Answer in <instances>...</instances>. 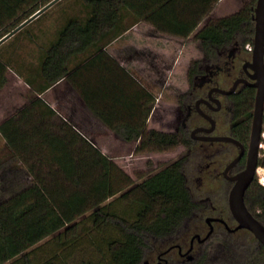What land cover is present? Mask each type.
I'll list each match as a JSON object with an SVG mask.
<instances>
[{
	"label": "trees",
	"instance_id": "1",
	"mask_svg": "<svg viewBox=\"0 0 264 264\" xmlns=\"http://www.w3.org/2000/svg\"><path fill=\"white\" fill-rule=\"evenodd\" d=\"M52 1L0 0V40ZM219 1L81 0L83 12L62 24L26 81L37 93L45 92L69 74L74 58L94 56L88 66L95 65L109 56L104 50L108 44L141 21L184 39L196 32L206 59L216 58L218 49L231 47L236 37L242 47L252 44L253 3L200 27ZM28 37L35 39L31 33ZM196 67L189 71L191 82ZM10 68L23 74L17 60L0 54V89L8 82ZM101 93H85L87 104L121 138L138 141L136 152H163L194 142L183 126L176 132L147 128L156 102L151 94L128 96L126 90H116L106 101ZM234 97L252 109L255 90L246 87ZM246 115L250 122L252 113ZM0 133L33 176L31 186L0 202V264H142L148 240L174 234L197 209L183 172L186 157L136 182L40 97L3 122ZM249 194L252 211L264 224V186L253 185ZM45 241L53 243L50 251L40 246ZM40 251L45 252L43 258ZM263 260L264 246L258 240L254 247L231 243L217 262Z\"/></svg>",
	"mask_w": 264,
	"mask_h": 264
},
{
	"label": "rangeland",
	"instance_id": "2",
	"mask_svg": "<svg viewBox=\"0 0 264 264\" xmlns=\"http://www.w3.org/2000/svg\"><path fill=\"white\" fill-rule=\"evenodd\" d=\"M80 3L81 0H61L54 4L39 19L37 17V20L27 24L18 33V39L12 36L10 40L1 44L0 54L5 57L12 56L19 63L23 61L37 63L39 54H42L56 37L62 24L72 15H80L83 12ZM252 3L256 6L257 0H220L200 27L209 21L237 13ZM29 33L34 35V40H29ZM195 34L196 32L184 39L158 32L150 23L141 21L128 34V41L118 44L113 50L120 58L126 60V63L136 68L135 73L139 79L146 81L150 88L155 90L157 106L148 124L150 129L173 132L179 124H183L190 133L192 128L203 122L194 109L195 98L205 95L209 87L216 83L229 88L241 73L242 63L252 58V52L248 50L250 43L242 47L241 39L236 37L231 47L221 48L215 60L208 61L194 37ZM196 61H200L197 67ZM193 66L196 67L198 74L191 82L189 71ZM163 70H170L165 84ZM9 79V83L0 91V122L8 113L6 111H12L27 101L26 98L20 97L27 93L22 80H19L12 71H9ZM226 107L227 104L216 114L222 130L223 121L228 113ZM103 129L98 123H94L93 127L87 130L95 131L98 137L105 136H103L105 139L97 140V143L104 144L121 169L131 175L136 182H141L165 165L186 157L183 172L197 209L185 219L174 234L159 239L150 238L142 264H218L217 261L226 255L231 243L251 247L256 245L258 239L251 231L241 229L230 232L221 224L213 223L214 230L208 240L204 242L196 240L193 249L190 250L194 235L198 234L204 238L210 231L211 227L206 221L208 217L223 218L231 228L236 227V223L232 221L228 200L225 198V187L217 178L216 166L212 162L215 148L213 145L194 141L190 147L181 145L163 152H135L134 144L119 149L117 146L119 142L112 136L106 138V130ZM14 159L0 136V202L20 192L31 182L26 170ZM261 172L264 180V167ZM173 245H181L182 252H188V255L180 254L178 248L171 249ZM40 246L48 251L54 247L53 243L46 241ZM167 250L169 252L163 256L165 259H159L158 256ZM41 252L37 253L43 258L45 252Z\"/></svg>",
	"mask_w": 264,
	"mask_h": 264
},
{
	"label": "crops",
	"instance_id": "3",
	"mask_svg": "<svg viewBox=\"0 0 264 264\" xmlns=\"http://www.w3.org/2000/svg\"><path fill=\"white\" fill-rule=\"evenodd\" d=\"M31 22H33V20ZM135 26H133L123 35L119 36L113 42L108 44L104 48V50L109 56L108 57L105 56L102 59H98L95 62V65L88 66L89 61L94 56H90V57L79 56L78 58H74L69 63V71H70L69 74L61 78L58 82L54 83L50 88H48L47 90H45V92L41 94L37 93V91L32 86H30V84H28V82L26 81V77H25V76L31 75L32 68L38 67L41 54H39L38 56L37 63H34L33 61L20 62V65L22 66L21 70L23 74L18 73L15 68H10L9 71L14 72V75H16V77L19 80H22L23 84L26 86L27 93L25 94V96L20 95V97L26 98L27 101H24V103H22L19 107L14 108V110L12 111L11 110L6 111L8 113L6 114L5 118L0 122V125L6 120H8L10 117L15 116L18 112H20L27 105H29L33 99H35L36 97H40L53 110H55L62 117L63 120L72 124L84 137L92 141L96 146H98L101 149V151L105 155L113 159L119 165V163L112 157L111 153L108 151L109 149H107L104 144L97 143V140L101 139L102 141L103 139H105L104 138L105 136L101 135L98 137L95 135L96 134L95 131H90L87 129H90L91 127H93L94 123H98L101 127L104 128L103 130H106L105 131L106 138L112 136L116 139V141L119 142L118 143L119 145H117L119 149L129 144H134L135 152H136L139 142L138 141L129 142V141L124 140L117 133L111 130L107 125H105L97 116H95V114L92 112V110L90 109L89 105L87 104L85 100V93L91 95L92 91L97 92V93L101 91L102 92L101 94L105 93L102 96V99L106 101L109 98V95L116 90L120 93L123 90H126L128 96H132L134 92L135 93L142 92V93H149L155 97V94H154L155 90L153 88H150V85H148L146 81L138 78V76L135 73L136 68H134L132 64L128 62L126 63V60L120 58L113 51L114 49L118 47V44L121 45L128 41V34L131 33L135 29ZM10 39L11 38H9L8 40ZM8 40H6V42ZM5 58H10V57H5ZM9 71L7 72L8 82L6 83V85L10 81ZM169 71L170 70L168 71L163 70L165 80L163 79L162 80L164 84L167 83ZM125 72L128 73L130 76H127ZM132 78L136 80L135 83H132ZM18 79H15V80H18ZM6 85L2 89H0V91H2L6 87ZM117 86H119L120 90H118ZM142 101H145V98ZM102 103L103 101L100 100V105ZM156 106L157 104L155 102L151 115L147 121L148 129H150L148 127V124L150 123L152 119V115H153V112ZM0 136L2 137L5 144L7 145L9 152L11 153L13 158H15L14 160H17L18 164L22 168H24V170H26V172L28 173L31 182H30V185L26 186V188L31 186L33 184V176L28 172L26 166L22 163V161L19 160L17 156L13 153V151L8 146L5 138L3 137L1 133H0Z\"/></svg>",
	"mask_w": 264,
	"mask_h": 264
},
{
	"label": "flooded vegetation",
	"instance_id": "4",
	"mask_svg": "<svg viewBox=\"0 0 264 264\" xmlns=\"http://www.w3.org/2000/svg\"><path fill=\"white\" fill-rule=\"evenodd\" d=\"M223 48H227V47H223ZM219 50L220 49H218V52ZM207 60L213 61L215 60V58L207 59ZM251 60H245L242 63L241 73L239 74V76L236 77V79L233 81L232 85L229 88L222 87L218 83H216L215 85L209 87L205 95L195 98L194 100V109L201 116L203 122L192 128L189 134L193 141L199 142L204 145L205 144L213 145L215 147L212 154V158H213L212 162L214 166H216L217 178L221 181V184L225 187L224 190L225 198H227L228 204H229L230 192L235 186V184L238 182L239 177L248 169L252 146L253 148H255L256 145V143L253 141L252 138L255 98H254L253 107L252 109H250L249 107L247 108L245 101L242 102L236 100L234 96L236 94L241 93L246 87L253 88L255 90V96H256V88L244 82H241L237 86L236 90L231 94H223L221 92L214 91V89L220 88L222 90H230L233 87L235 81L238 79H247L249 82H253L254 80L249 75L250 73H253L252 69H250L249 67L247 69L244 68L245 63ZM209 74L211 75V73H208V75ZM195 78H197V75L195 76ZM199 100L200 103L198 105L197 102ZM225 104H227L226 108L228 109V113L226 115V119L223 121V127H222L223 130H222L220 127L222 125H220V122L216 117V114L223 110ZM241 105H244L245 107L243 106L244 108L242 109ZM247 112L252 113V116L249 119L250 122H248V117L246 115ZM180 126H183L185 128V125L179 124L176 130L173 132L178 131ZM194 130H197V132L193 133ZM212 137H228L231 138L232 140H211ZM181 145L183 144H179L178 146ZM263 160H264V121L258 143L257 166L254 170L253 178L244 196L247 208L252 213H253L252 211L253 200L249 193L253 185L264 183L263 174L261 172V169H263L264 167L262 165ZM260 212L261 210L258 209L257 213ZM231 216H232V221L235 222L237 226V222L235 221L232 213ZM214 218L223 219L220 217H214ZM225 222L229 226L226 220ZM213 223L221 224L230 232L231 229H233L230 226L228 228L227 225L222 221H213L212 225ZM197 235H194L191 239L190 250L193 249L195 241L196 240L199 241ZM204 241H199V242H204ZM172 248H178L180 254L188 255V252L186 253L182 252L183 249L181 245H173L171 249ZM165 252L161 253L158 256V258L165 259L163 258V256L166 253H168L169 250H167L166 253Z\"/></svg>",
	"mask_w": 264,
	"mask_h": 264
},
{
	"label": "water",
	"instance_id": "5",
	"mask_svg": "<svg viewBox=\"0 0 264 264\" xmlns=\"http://www.w3.org/2000/svg\"><path fill=\"white\" fill-rule=\"evenodd\" d=\"M58 1L60 0H53L48 5L40 9L37 13L32 15L29 19L24 21L16 29L4 36L0 40V45L11 38L18 31H20L24 26L29 24L32 20L39 17L42 13H44ZM253 9V20L255 22V35L253 38L254 48L252 51V60L246 62L244 68L247 69L249 67L250 69H252L253 73H250L249 75L254 81L249 82L247 79H238L235 81L233 87L230 90L215 88L214 91H218L223 94H231L236 90L237 86L241 82H244L256 88L255 108L252 126V138L256 145L255 148H253L252 146L248 169L239 177L238 182L230 192L229 208L235 221L237 222V226L231 229V232H235L241 229H247L251 231L264 246V224L247 208L244 197L245 192L253 178L254 170L257 166L258 143L264 121V0H257V4ZM199 103L200 100L197 102V104L199 105ZM196 132L197 130L193 131V133ZM211 140L232 139L228 137H212ZM206 221L211 227L210 231L204 238H201L200 235H197L199 241L207 240L211 236L214 230L212 225L213 221H222L226 224L225 220L214 217H208ZM227 227L229 228L228 225Z\"/></svg>",
	"mask_w": 264,
	"mask_h": 264
},
{
	"label": "built area",
	"instance_id": "6",
	"mask_svg": "<svg viewBox=\"0 0 264 264\" xmlns=\"http://www.w3.org/2000/svg\"><path fill=\"white\" fill-rule=\"evenodd\" d=\"M253 48H254V47H253V45H252V44H249V45H248V50H249L250 52H252V51H253ZM263 185H264V183H263Z\"/></svg>",
	"mask_w": 264,
	"mask_h": 264
}]
</instances>
